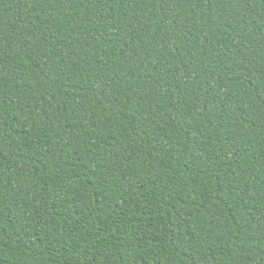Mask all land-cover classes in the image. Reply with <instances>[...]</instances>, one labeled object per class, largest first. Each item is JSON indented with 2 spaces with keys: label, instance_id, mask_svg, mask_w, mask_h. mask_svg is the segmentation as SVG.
<instances>
[{
  "label": "trees",
  "instance_id": "1",
  "mask_svg": "<svg viewBox=\"0 0 264 264\" xmlns=\"http://www.w3.org/2000/svg\"><path fill=\"white\" fill-rule=\"evenodd\" d=\"M0 264H264V0H0Z\"/></svg>",
  "mask_w": 264,
  "mask_h": 264
}]
</instances>
